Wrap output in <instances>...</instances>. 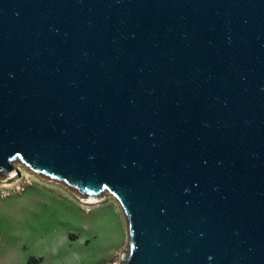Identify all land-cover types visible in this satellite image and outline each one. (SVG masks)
<instances>
[{
  "label": "water",
  "instance_id": "obj_1",
  "mask_svg": "<svg viewBox=\"0 0 264 264\" xmlns=\"http://www.w3.org/2000/svg\"><path fill=\"white\" fill-rule=\"evenodd\" d=\"M15 164L113 197L115 264H264V0H0Z\"/></svg>",
  "mask_w": 264,
  "mask_h": 264
},
{
  "label": "rangeland",
  "instance_id": "obj_2",
  "mask_svg": "<svg viewBox=\"0 0 264 264\" xmlns=\"http://www.w3.org/2000/svg\"><path fill=\"white\" fill-rule=\"evenodd\" d=\"M0 182V264H115L125 217L105 194L84 204L65 188L15 164Z\"/></svg>",
  "mask_w": 264,
  "mask_h": 264
},
{
  "label": "bare ground",
  "instance_id": "obj_3",
  "mask_svg": "<svg viewBox=\"0 0 264 264\" xmlns=\"http://www.w3.org/2000/svg\"><path fill=\"white\" fill-rule=\"evenodd\" d=\"M12 177H14L13 175L10 177V178H12ZM101 200H86V201H82V203H84V204H96V203H99Z\"/></svg>",
  "mask_w": 264,
  "mask_h": 264
},
{
  "label": "built area",
  "instance_id": "obj_4",
  "mask_svg": "<svg viewBox=\"0 0 264 264\" xmlns=\"http://www.w3.org/2000/svg\"><path fill=\"white\" fill-rule=\"evenodd\" d=\"M14 173H17V172H14ZM13 175V174H12ZM12 175H10V176H12ZM49 181V180H48ZM49 182H51V181H49ZM81 201V200H80Z\"/></svg>",
  "mask_w": 264,
  "mask_h": 264
}]
</instances>
